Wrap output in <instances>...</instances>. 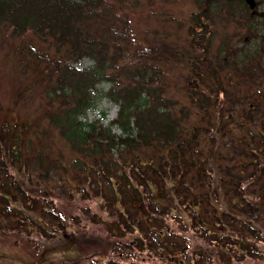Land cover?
Masks as SVG:
<instances>
[{
	"label": "trees",
	"instance_id": "trees-1",
	"mask_svg": "<svg viewBox=\"0 0 264 264\" xmlns=\"http://www.w3.org/2000/svg\"><path fill=\"white\" fill-rule=\"evenodd\" d=\"M5 90L2 248L45 264L79 197L111 240L61 264H264V0H0Z\"/></svg>",
	"mask_w": 264,
	"mask_h": 264
},
{
	"label": "rangeland",
	"instance_id": "rangeland-1",
	"mask_svg": "<svg viewBox=\"0 0 264 264\" xmlns=\"http://www.w3.org/2000/svg\"><path fill=\"white\" fill-rule=\"evenodd\" d=\"M89 63V61L85 60L81 65H88ZM10 96L11 94L8 90L0 93L1 100L4 103H7L9 101ZM98 108L100 110H104L107 113V121L115 118L118 111V106L108 99H104L100 103ZM94 117H96L95 112L89 111L88 118L93 119ZM58 207L65 214L69 222H71L72 219H74L76 216H79L81 218V221L79 226L76 225L69 230V232H71L70 236L66 235L60 237L61 239H58L54 242H52L51 240L42 243V249H40L39 252L42 251V253L44 254V258H47V262H45V264H50L53 260L57 261V263L59 264L64 262V255L62 252L52 253L54 247L58 246V249H61L63 247L61 246L62 242H68L72 239H75L79 237L81 233H85L87 236H91L93 238L111 240V237L108 235L102 224L93 223L83 215L84 210L87 208H89L92 212L98 211L101 213L102 211L99 206V201L95 199L83 200L79 197H76L73 200L59 199ZM2 244L4 245V248H2L0 244V264H37L38 261H34L40 259L41 257H37L38 254L33 255L32 250L30 251L24 248L16 251L11 248L12 246L8 242H4ZM71 254L74 255L72 252ZM89 258H93V260L96 261H102L106 259V257L102 255H94L93 257ZM89 258H85L83 262L89 263ZM122 259L126 260V264H148V262L145 260H138L142 259L140 255L132 253H125L122 256Z\"/></svg>",
	"mask_w": 264,
	"mask_h": 264
}]
</instances>
